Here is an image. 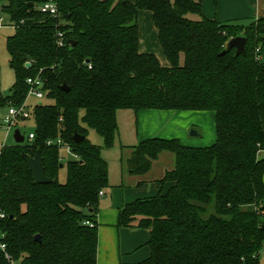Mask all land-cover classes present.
<instances>
[{
	"label": "trees",
	"instance_id": "1",
	"mask_svg": "<svg viewBox=\"0 0 264 264\" xmlns=\"http://www.w3.org/2000/svg\"><path fill=\"white\" fill-rule=\"evenodd\" d=\"M43 1L0 0L14 23L6 38L14 83L10 95L0 93V109L21 105L26 79L40 71L45 98L53 101L33 106V141L6 145L0 153V244L6 253L17 264H96L99 192L109 186L101 152L114 146L117 113L210 111L215 142L209 147L161 138L130 147L126 166L136 176L161 153L172 154V168L156 181L172 186L124 205L117 225L148 231L150 255L140 264H259L264 18L245 26L209 20L202 0H55L56 21L36 11ZM139 11L151 13L167 67L139 53ZM56 25L64 34L61 48L55 46ZM235 37L246 41L239 56L225 49ZM89 129L102 146L87 139ZM74 134L83 141L74 143ZM58 136L79 157L66 162L64 183L58 181V150L46 145ZM36 152L47 184L34 182L23 159ZM0 264H6L2 253Z\"/></svg>",
	"mask_w": 264,
	"mask_h": 264
},
{
	"label": "crops",
	"instance_id": "2",
	"mask_svg": "<svg viewBox=\"0 0 264 264\" xmlns=\"http://www.w3.org/2000/svg\"><path fill=\"white\" fill-rule=\"evenodd\" d=\"M128 1L134 3L135 0ZM201 13L204 18L209 20L245 26L252 21L264 18V0H202ZM148 19L151 20L152 27L150 25L147 31L145 29L141 32L138 28V51L140 54H151L148 51L153 50V55H156L158 59L159 54L163 57L164 55L162 50L158 51L154 40L152 42V38L155 36L158 43V36L151 13ZM160 65L166 67L168 62L167 65L161 63ZM178 112L180 111L142 110L134 113L126 110L117 113L118 130L114 139L112 154L104 156L103 150L101 152L108 164L109 186L102 191L103 195L99 197L96 217L98 226L96 264H140L149 257L148 231L140 228L119 227L117 225L118 215L124 205L167 192L172 184L165 183L160 186L156 181L172 168L173 156L170 153H167L168 155L165 154L166 152L161 153L152 163L150 170L141 176L129 172L126 160L131 153L130 147L136 146L143 140L150 138L170 140L178 138L179 132L187 131L190 124L185 126L184 122H179L183 120L184 115H180ZM120 117L122 121L125 120L124 123L127 126L132 128V131H129L127 135L122 134L120 129ZM180 138L183 139V143L189 144L185 136L183 138L180 136ZM105 152H109V150ZM117 164L118 168L116 167ZM121 165L126 167L123 169ZM259 264H264L263 255L259 257Z\"/></svg>",
	"mask_w": 264,
	"mask_h": 264
},
{
	"label": "rangeland",
	"instance_id": "3",
	"mask_svg": "<svg viewBox=\"0 0 264 264\" xmlns=\"http://www.w3.org/2000/svg\"><path fill=\"white\" fill-rule=\"evenodd\" d=\"M150 15V12L148 11H139L138 15H137V19H136V24L137 27L140 29V32L142 30L147 31V29L149 28V26L151 24V20L148 19V16ZM0 18H4L6 19V16L4 13L1 12V3H0ZM190 18H194L192 16H190ZM6 26L0 27V93L3 97H6L8 95H10L11 91H12V86L14 83V74L10 68V64H9V57L6 51V38L10 35L13 34L14 29L12 27H9L8 24H5ZM154 40L155 46L157 47V49H159L158 51H161L155 36L152 38V42ZM148 53L153 54L154 51L150 50L148 51ZM159 53V52H158ZM156 57V55H155ZM157 58V57H156ZM158 60L160 61V63L162 65H167V61L166 59L161 56V54H159ZM180 63H182V56L180 58ZM168 66V65H167ZM166 66V67H167ZM27 103L30 105L31 108H29L30 112L32 111V108L34 105L36 104H52L53 101L43 98L41 100H36L32 97H28L27 99ZM7 112V107L5 106L4 108L0 109V123H2L1 119L3 118V116L6 114ZM180 115H184V117H182L183 120H180L179 122H184V125L186 126L187 124H190L189 129L187 131H183V132H179V134L177 135L178 138H173V139H178L179 142L183 145V146H187V147H194V148H204V147H209L211 146L214 142H215V128H214V113L210 112V111H206V112H196V111H188V112H178ZM125 120L122 121V118L120 117V129L122 131V134L127 135L129 133V131H132V128H130L129 126H127V124L124 123ZM127 123L128 119H126ZM182 125V124H180ZM34 129V121L33 118H30L28 120L25 121H21L17 123V126L13 128L12 132L8 135L7 138V143L6 145H14V139H13V132L14 130H18L20 135H22L24 137V139H27V136L29 133L33 132ZM190 131H195L198 135L197 136H190ZM4 130L1 129L0 130V138L3 136ZM180 136L183 138V136L186 137V139H188L187 141H189L188 143H183V139L180 138ZM87 139L96 146H102V139L93 131V130H88V137ZM164 139V138H161ZM169 140V139H166ZM184 141L186 142V140L184 139ZM187 144V145H186ZM195 144V145H194ZM106 150H103V155L104 156H109L110 153L112 154V149L109 150V152H105ZM166 155H168L167 153H165ZM170 155V154H169ZM172 157V156H171ZM69 158L65 159V162L62 164L63 167L60 168L59 170V175H58V181L60 183H64L65 178H66V161ZM118 163V162H117ZM116 167L118 168V164L116 165ZM121 167L124 169V165H121ZM208 214L213 213L212 209H207Z\"/></svg>",
	"mask_w": 264,
	"mask_h": 264
},
{
	"label": "built area",
	"instance_id": "4",
	"mask_svg": "<svg viewBox=\"0 0 264 264\" xmlns=\"http://www.w3.org/2000/svg\"><path fill=\"white\" fill-rule=\"evenodd\" d=\"M36 11L44 16L49 17L53 20H58V8L55 0H44L42 3H40L38 6H36ZM5 24H8L9 27H14L13 22H9L5 20L4 18H0V27L6 26ZM54 40H55V46L57 48H61L64 45V34L62 31L59 30L58 25L55 27L54 31ZM26 64L31 65L30 62H26ZM41 71L34 77H30L26 79V84L28 86L26 98L24 102L19 105L15 106L13 104H8L7 112L1 119L2 123H0V130H4L3 136L0 138V153L3 147L6 146L8 135L12 132L13 128L17 126L18 122L25 121L31 118V112L29 110L30 105L27 103L28 97H32L36 100H41L45 98L46 96V90L44 88V81L40 75ZM62 119L60 118L59 121ZM33 134L29 133L26 140L27 142L33 141ZM47 146H55L58 150V162L64 163L66 158H69L68 160H74L78 161L79 157L78 155L74 154L71 150V148L66 145L62 139L58 136L56 139L48 140L46 142ZM67 160V161H68ZM66 161V162H67ZM103 195V192H99V197ZM4 215L0 214V218H3ZM5 245L0 244V253L3 254L4 260L6 264H17L16 261L6 253L5 251ZM260 255L264 256V242L262 244V248L260 251Z\"/></svg>",
	"mask_w": 264,
	"mask_h": 264
},
{
	"label": "water",
	"instance_id": "5",
	"mask_svg": "<svg viewBox=\"0 0 264 264\" xmlns=\"http://www.w3.org/2000/svg\"><path fill=\"white\" fill-rule=\"evenodd\" d=\"M245 39L243 37H235L230 39L227 43H226V50H230V49H234L235 50V55L239 56L242 55L244 53V47H245ZM224 52L221 53V55H223ZM86 63H88V61H86ZM26 68H29L30 65L29 64H25ZM62 91H67V89L64 86H61L60 88ZM198 134L195 131H190V136H197ZM13 139L15 144L17 145H21L24 142V137L22 135H20L18 130H14L13 132ZM83 137L74 134L72 137V140L74 143L78 144L80 142L83 141ZM23 159L28 167V169L30 170L33 180L35 183L37 184H47L50 182V180L48 178L45 177L44 172H43V168L41 166V157L39 152H36L35 156L30 157L28 155H23ZM60 168H62V166L60 165ZM34 240L38 241L39 240V236H35Z\"/></svg>",
	"mask_w": 264,
	"mask_h": 264
}]
</instances>
